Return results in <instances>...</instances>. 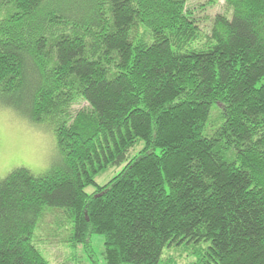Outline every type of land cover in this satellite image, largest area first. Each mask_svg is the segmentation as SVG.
I'll return each instance as SVG.
<instances>
[{"label":"trees","instance_id":"trees-1","mask_svg":"<svg viewBox=\"0 0 264 264\" xmlns=\"http://www.w3.org/2000/svg\"><path fill=\"white\" fill-rule=\"evenodd\" d=\"M224 1L208 31L189 0H0V106L58 149L0 179V264H52L48 215L106 264H264V0Z\"/></svg>","mask_w":264,"mask_h":264},{"label":"rangeland","instance_id":"rangeland-1","mask_svg":"<svg viewBox=\"0 0 264 264\" xmlns=\"http://www.w3.org/2000/svg\"><path fill=\"white\" fill-rule=\"evenodd\" d=\"M189 6L196 7L197 16L208 31L217 14L231 16L232 13L224 0H189ZM216 114L217 111H214L213 115ZM144 145L143 140H138L131 156L137 155ZM57 156V138L48 124L32 122L14 110L0 106V179L21 166L35 174H42L53 165ZM122 167H110L96 177L97 182L103 184ZM87 189L91 191L93 187ZM59 230L56 232L54 218L48 215L37 233L40 239L38 246L52 264H106L102 234H93L91 247L86 248L83 244L74 246L69 242H60L62 235L59 234H67V231ZM208 246L206 241L173 243L164 248L159 264H195Z\"/></svg>","mask_w":264,"mask_h":264}]
</instances>
